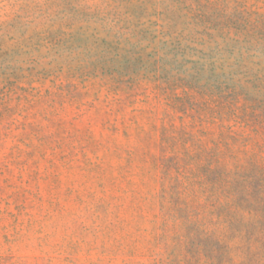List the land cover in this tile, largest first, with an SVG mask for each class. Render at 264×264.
I'll return each instance as SVG.
<instances>
[{
    "label": "rangeland",
    "instance_id": "obj_1",
    "mask_svg": "<svg viewBox=\"0 0 264 264\" xmlns=\"http://www.w3.org/2000/svg\"><path fill=\"white\" fill-rule=\"evenodd\" d=\"M0 264H264V0H0Z\"/></svg>",
    "mask_w": 264,
    "mask_h": 264
}]
</instances>
